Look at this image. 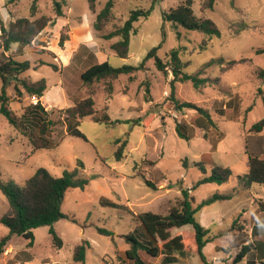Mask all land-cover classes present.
Segmentation results:
<instances>
[{
	"label": "rangeland",
	"instance_id": "obj_1",
	"mask_svg": "<svg viewBox=\"0 0 264 264\" xmlns=\"http://www.w3.org/2000/svg\"><path fill=\"white\" fill-rule=\"evenodd\" d=\"M32 1L0 0V18L7 24L19 16L30 17ZM106 1L95 0L92 11L89 0H66L65 17L46 27L39 36L45 46L14 44L5 52L16 61L30 62V68L19 77L46 80L47 89L40 98L46 110L65 109L91 96L94 117L99 121L86 116L73 122L84 134L83 139L66 135L63 115L56 112L58 121L49 130L52 147L32 151L26 131L37 121L30 107L37 99L23 90L17 94L9 78L8 105L20 117L21 125H11L0 114V177L23 184L38 167L56 177L77 168V177L88 183L83 189L66 190L60 206L64 216L52 226L32 229L31 245L23 236L11 235L0 264H131L125 256L129 246L125 235L132 232L139 240H148L136 220L138 213L166 214L182 189H187L194 199L192 206L197 207L213 193L226 194L234 188L231 198L196 211L195 218L203 221L201 224L212 237L201 253L209 264H248L250 260L264 264V238L256 237L260 232L264 234V224L256 223L253 233L251 230L259 208L254 199L264 201V184L252 183L244 189L238 183V177L248 170L249 156H264V130L250 132L252 124L263 116L257 89L264 90V78H258L257 69L264 68V51L257 50L264 49V0H214L213 8L203 12V0H193L194 14L211 19L219 36L163 23L162 12L183 0H114L112 18L102 31H94L95 14ZM36 3L38 15L52 12L51 0ZM137 8H150V13L133 24L135 32L130 35L128 55L121 58L110 49L117 37L106 40L102 35L121 26L130 11ZM61 32L68 36L63 47L58 45ZM158 45V57L165 60L166 53L176 48L180 59L187 63L186 73L208 79L197 85L192 80L178 81L174 96L208 111L213 124L192 108H174L170 100V70H158L152 58L132 74L99 79L89 85L82 83L80 73L87 66L89 52L95 55L93 62L108 61L111 66L120 67L138 65ZM219 57L237 63L224 69V64L214 61ZM3 58L0 51V59ZM46 63L55 64L57 69ZM1 87L0 79V92ZM116 139L120 143L126 140L120 160L114 155ZM202 156L206 174L214 165H222L231 170L229 179L197 186V180L204 175L196 164ZM7 208V199L0 190V216ZM51 227L61 239V247L53 243ZM100 229L109 234L100 233ZM178 233L193 241L191 225L171 231L172 235ZM8 234V227L0 223V238ZM84 242L85 258L79 262L73 257L74 248ZM245 245L249 251L236 261ZM173 254L178 258L173 264H201L197 250H176ZM139 256L148 264H159L161 260V256L150 258L143 251Z\"/></svg>",
	"mask_w": 264,
	"mask_h": 264
},
{
	"label": "trees",
	"instance_id": "obj_2",
	"mask_svg": "<svg viewBox=\"0 0 264 264\" xmlns=\"http://www.w3.org/2000/svg\"><path fill=\"white\" fill-rule=\"evenodd\" d=\"M12 3L16 0H7ZM95 0H89V8L94 11ZM37 0H33L30 6V17L19 16L10 20L7 24L0 18V51L4 55L0 59V79L2 82L0 92V114L6 117L8 122L13 126L20 124V117L14 113L8 105L9 99L6 94L7 85L14 82V90L21 95L22 90L29 96H35L37 101L30 105L33 115L37 119L34 127L26 131L32 151L38 149H50L53 145V140L49 136V130L52 125L57 123L58 118H55L56 112L62 113V120L66 123V135L76 136L86 139L84 134L74 126L73 122L76 119H81L86 116H93L94 120L99 121L98 117H94L95 108L94 101L91 96H87L73 103L70 107L58 110H46L41 104L40 98L44 95L47 89L45 79L30 80L21 78L23 72L30 68V62L27 60L16 61L11 56L5 55L14 44L23 45H44L39 40V36L46 27H52L56 24L57 19L65 17L63 7L67 4L66 0H51L52 12L50 14L38 15ZM193 0L180 1L175 7L168 11L162 12V19L164 22H171L175 27L180 25L188 30H197L209 36H219L220 31L217 25L209 18H199L192 10ZM115 1L107 0L104 7L96 12L95 20L92 24L94 31L100 32L107 25L108 21L113 16V8ZM214 0H203L200 10L203 12L212 9ZM150 13V8H137L131 10L124 23L112 29L110 32L102 35V38L112 41L110 49L119 57L125 58L128 55V46L130 35L135 32L133 24L141 18H147ZM244 26V25H243ZM241 26V28L243 27ZM240 31V29H238ZM68 36L60 33L58 45L63 47L64 41ZM45 46V45H44ZM160 45L150 49L143 60L138 65H122L120 67H113L108 61L93 62L91 59L95 58L94 53H88V60L86 68L80 73L82 83L85 85L91 84L93 81L99 79H115L121 74H132L137 70H141L144 62L148 59H153L156 68L163 73L170 70L172 78L170 79V100L175 109L182 110L183 108H192L198 113L206 117L209 124H213L211 115L208 111L202 109L200 106L189 101H179L174 96V84L178 81L192 80L194 85L199 83H206L208 79L198 78L197 74L191 75L184 71L186 67L179 57V50L174 48L166 53V59L157 56V49ZM264 49H258L257 52H263ZM50 54L51 51H49ZM219 64H224V69L231 68L237 63L236 60H225L219 57L214 60ZM44 64V63H41ZM53 69H57L55 64L46 63ZM258 78H264V68H258ZM11 82L9 81L10 79ZM110 88V87H109ZM258 96L261 97L263 103V116L250 127V132L260 133L264 130V90L257 89ZM29 107V106H28ZM26 107V108H28ZM139 123V121H137ZM21 125V124H20ZM120 139L114 141L117 146L114 155L117 160L121 159L122 149L125 147L126 140L120 143ZM119 144V145H118ZM204 156V155H203ZM202 156L201 161L197 162V166L204 174L196 185L199 186L208 182L224 183L229 179L231 170L222 165H214L209 174H206L205 160ZM80 165V163H78ZM77 168L71 171L65 170L61 176H53L44 167H38L31 177L26 179L23 184H17L11 179L4 180L0 177V190L7 199L8 208L4 214L0 216V223L8 227L9 234L0 238V256L4 252L5 247L10 240L11 235L17 234L28 239L32 244L33 233L32 229L49 225L52 226L59 218L64 215L60 211V206L64 198V194L69 188L83 189L88 181L85 178L77 177ZM145 183L156 189V186L149 180ZM238 183L244 189H249L252 183L264 184V156H249L248 170L243 176L238 177ZM235 193V188L226 194L213 193L205 199H202L197 207L192 206L194 199L187 189L181 190V196L175 200L166 214H160L151 211L140 212L136 215V220L143 228L145 236L148 240H139L134 233L130 232L125 235V240L128 243V248L125 250V256L130 260L131 264H148L141 259L139 252L143 251L150 258H158L161 256L159 264H173L178 262V258L173 254L176 250H197L201 259V264H209L204 255L201 253L202 248L212 237L209 234V229L205 228L196 218L195 213L199 209L212 204L216 201L226 200L231 198ZM255 203L259 208L254 213V221L252 226V233L255 230L256 223L264 224V201L261 198H255ZM191 225L194 230L193 241L185 236V234L172 235L171 231L175 227L183 225ZM53 243L57 247H61L62 241L57 236L53 228H50ZM100 233L109 234L107 230H99ZM263 235V236H260ZM263 237V233H258L256 237ZM264 246V241L262 242ZM86 242L75 246L73 257L76 261L83 262L85 258ZM258 250V246H254ZM249 246L245 245L236 256V261L244 257L249 251ZM256 260L248 261V264H257Z\"/></svg>",
	"mask_w": 264,
	"mask_h": 264
},
{
	"label": "crops",
	"instance_id": "obj_3",
	"mask_svg": "<svg viewBox=\"0 0 264 264\" xmlns=\"http://www.w3.org/2000/svg\"><path fill=\"white\" fill-rule=\"evenodd\" d=\"M57 22V21H56ZM86 40H87V37H86ZM85 43H86V41H85ZM215 203V202H214ZM214 203H212V204H209V205H207V206H205V207H210L211 205L213 206V204ZM201 223H203V221H201ZM254 224V223H253ZM253 224H252V226H253ZM205 226V225H204ZM252 226H251V230H252ZM206 227V226H205ZM7 249H8V247H6V251H7ZM260 253V252H259ZM260 256H261V253L259 254ZM262 257V256H261Z\"/></svg>",
	"mask_w": 264,
	"mask_h": 264
},
{
	"label": "built area",
	"instance_id": "obj_4",
	"mask_svg": "<svg viewBox=\"0 0 264 264\" xmlns=\"http://www.w3.org/2000/svg\"><path fill=\"white\" fill-rule=\"evenodd\" d=\"M32 97H33V99H36V97H35V96H32ZM5 253H7V251H6Z\"/></svg>",
	"mask_w": 264,
	"mask_h": 264
}]
</instances>
